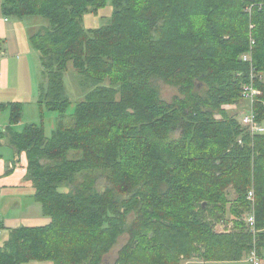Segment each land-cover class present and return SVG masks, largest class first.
Here are the masks:
<instances>
[{"label": "trees", "instance_id": "16d2710c", "mask_svg": "<svg viewBox=\"0 0 264 264\" xmlns=\"http://www.w3.org/2000/svg\"><path fill=\"white\" fill-rule=\"evenodd\" d=\"M104 3L3 2L6 17L47 21L30 34L48 80L39 97L41 125L15 131L23 111L14 103L3 135L26 153L34 198L51 221L10 230L0 264H107L126 234L112 264H182L195 254L237 264L254 247L260 254L264 133L252 135L225 107L243 99L251 65L242 56L251 53L263 76L254 82L261 95L253 109L264 123V0H113L112 19L85 31L83 16ZM130 58L131 69H124ZM70 67L83 77L81 86L89 81L93 89L76 106L74 127L61 118L48 137L47 110L63 117L71 104L64 83ZM155 79L182 95L161 99ZM196 81L206 86L204 96ZM100 173L107 175L104 192ZM63 185L70 192H60ZM230 187L237 194L230 214L238 218L218 232ZM251 191L256 238L244 221Z\"/></svg>", "mask_w": 264, "mask_h": 264}, {"label": "rangeland", "instance_id": "374dc122", "mask_svg": "<svg viewBox=\"0 0 264 264\" xmlns=\"http://www.w3.org/2000/svg\"><path fill=\"white\" fill-rule=\"evenodd\" d=\"M4 0H0V19L8 18L12 24L16 26L17 29V44L18 52L12 50H6V47H2L0 50V63L2 60H7L5 64V70L8 74V84L3 85V75L0 80V122L3 126H8L10 123L11 117V104L20 103L22 105L23 116L21 121L15 125V131L21 132L26 125L38 124L41 125V110L39 107V97L41 87L47 85V76L44 73V69L41 63L39 53L33 49L30 42V34L32 31H38L44 25H47V21L42 18H26L23 20H18L14 17H6L2 13V5ZM113 0H105V3L101 5L95 12L87 13L83 16L82 23L85 31L91 29L101 28L107 24L113 17ZM250 30H252L250 28ZM17 50V49H16ZM134 58L127 60V64L123 67L124 69H131V64L133 63ZM1 67V64H0ZM135 71V69H133ZM136 75V74H135ZM118 77V76H117ZM138 76H134V79H138ZM82 76L76 73V71L70 67L65 73L64 83L65 89L70 97L71 104L62 117L58 113L50 112L47 110L46 118L44 121L45 133L48 137L51 136L53 130L57 124L62 120L64 127H74L75 119L73 114L75 113L76 106L85 99V95L93 89L92 83L87 82L88 86H81ZM119 79V78H118ZM141 79V78H140ZM154 80V86L158 90L159 97L167 102H171L174 97H179L182 95V92L179 90L180 87L173 85L172 83H164L161 81ZM195 86L200 92L201 96H204L207 88L204 84L199 81H196ZM5 106V108H3ZM230 114L236 115L241 119V117L249 110V102L242 99L237 103H233L225 107ZM262 127L264 128V123ZM1 127L0 138L2 143L6 144L4 148V154H7V158H10L9 153L13 155L12 149H15L10 143L8 137L3 135V132L7 127ZM0 139V140H1ZM11 147H10V146ZM1 150V149H0ZM3 150V149H2ZM70 158H79L80 153H70ZM17 158V164L19 163ZM14 162V161H13ZM15 165L14 169H18V165ZM26 170V181H31L28 177V166ZM108 172V171H106ZM24 179L23 184H18L16 187H11L8 189L0 187V215L5 218L10 219H42L43 214L42 205L36 201L34 198V186L31 188ZM32 182V181H31ZM107 175L101 174L98 181V190L104 192L107 185ZM33 184V183H32ZM60 192L68 193L70 188L67 185L59 187ZM227 200L228 204L225 203L226 213L222 219L223 222H217L215 228L219 226L220 228L216 229L217 231L231 229L233 227V221H237V215L230 214V207L235 202L237 194L233 188H228L227 190ZM249 200V195H248ZM37 205L39 212H34L29 210L30 205ZM131 213V212H129ZM4 218V219H5ZM49 218V217H46ZM50 219V218H49ZM221 219V220H222ZM246 219L244 221L246 222ZM1 220V217H0ZM2 222V221H1ZM39 224L38 221H19L14 223L6 228L3 225V228L0 227V247H4L9 239V231L13 229L20 228L22 226H33ZM247 224V223H246ZM107 236V235H106ZM128 242V235H121L117 245L106 257V263L112 264L117 258V253L120 247ZM58 245H61V242H58ZM262 256L260 257L261 264H264V248L261 250ZM245 258L242 262L237 264H245ZM30 264H52L49 262H31ZM182 264H214L213 262H207L206 260L194 255L192 259H186Z\"/></svg>", "mask_w": 264, "mask_h": 264}, {"label": "crops", "instance_id": "0c3cea01", "mask_svg": "<svg viewBox=\"0 0 264 264\" xmlns=\"http://www.w3.org/2000/svg\"><path fill=\"white\" fill-rule=\"evenodd\" d=\"M3 14V13H1ZM8 19V18H7ZM17 39H18V35H17V29L16 26L14 24L11 23L10 20H5V19H0V50L2 47H6V50H12V51H16V53L18 52V44H17ZM17 49V50H16ZM7 63V60H2L1 64V71H2V75H3V85H7L8 84V74L7 71L5 70V64ZM0 109H2V105H0ZM10 123V120L9 122ZM0 125H2V123L0 122ZM11 124H9L8 126H10ZM3 126V125H2ZM8 126H3V127H8ZM17 126V125H16ZM13 128H15V126H13ZM4 138V137H3ZM2 138V139H3ZM1 139V138H0ZM2 139L0 140V187L8 189L11 187H16L18 184H23V181L25 179L26 181V170L27 166H28V160H27V155L26 153L22 152L19 153L16 151V149H12L13 155L11 153H9L10 158H7V154H4V148L6 146V144L2 143ZM3 149V150H2ZM17 158L19 159V163L17 164ZM14 161V162H13ZM18 165V169H14L15 165ZM27 184H29V186L31 188H33V184L31 181H26ZM37 205H30V209L31 211L34 212H39ZM43 214V212H41ZM1 220L3 225L6 228H9L10 225L14 224V223H18L19 221H38L39 224L37 225H33V226H29V227H36V226H45L47 224L50 223V219L46 218V216H44L42 219H10V218H5L3 216H1ZM5 218V219H4ZM260 257L262 256V251L260 252ZM246 264V263H245Z\"/></svg>", "mask_w": 264, "mask_h": 264}, {"label": "built area", "instance_id": "2783aa9c", "mask_svg": "<svg viewBox=\"0 0 264 264\" xmlns=\"http://www.w3.org/2000/svg\"><path fill=\"white\" fill-rule=\"evenodd\" d=\"M262 7L260 6V9ZM252 7H249L246 11L247 12H251ZM5 20L7 21L8 19L5 18ZM250 28L253 29L254 26L250 25ZM251 46L254 45V40L251 37ZM242 59L244 62H248L251 65V81L249 84L244 85L243 89H242V98L244 100H246L247 102H249V110L244 113V115L241 117V123L242 125H244L245 127H247L252 135H256V134H262L264 133V128L262 127V124H260L257 121L254 109H253V105L255 103L256 97L261 95V92L255 88L254 86V82L256 79H263L262 74H259L256 72V69L254 67V65L252 64V54L251 53H246L242 56ZM2 77V71L0 69V80ZM0 131H1V127H0ZM249 200L250 203H252V212L251 214L247 217L246 219V223L247 226L250 230V232L252 233V235L254 236V238L257 237L258 231L256 229V221H255V216H254V193L253 191H251L249 193ZM245 263L246 264H261V260H260V256L258 253V250L256 247L253 248V250L245 257Z\"/></svg>", "mask_w": 264, "mask_h": 264}, {"label": "water", "instance_id": "95a60500", "mask_svg": "<svg viewBox=\"0 0 264 264\" xmlns=\"http://www.w3.org/2000/svg\"><path fill=\"white\" fill-rule=\"evenodd\" d=\"M218 228H220V227L217 226V227L215 228V230L218 229ZM216 231H217V230H216ZM224 231H225V230H222V229H221V231H218V232H224Z\"/></svg>", "mask_w": 264, "mask_h": 264}]
</instances>
